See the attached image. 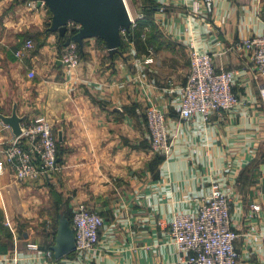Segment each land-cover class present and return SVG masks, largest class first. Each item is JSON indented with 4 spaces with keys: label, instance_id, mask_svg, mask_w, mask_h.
I'll use <instances>...</instances> for the list:
<instances>
[{
    "label": "crops",
    "instance_id": "crops-1",
    "mask_svg": "<svg viewBox=\"0 0 264 264\" xmlns=\"http://www.w3.org/2000/svg\"><path fill=\"white\" fill-rule=\"evenodd\" d=\"M140 12L142 39H123L114 58L103 39H85L71 68L60 59L61 35L48 32L49 9L0 0V113L17 103L23 125L45 116L59 145L49 175L0 174V264H176L170 223L196 213L214 183L230 198L241 259L264 264V75L239 45L264 33V0H212L211 11L203 0H136L132 13ZM29 38L35 48L18 56ZM192 43L235 72V108L181 116V93L167 87L188 81ZM151 103L166 114L170 155L151 146ZM14 137L0 119V159ZM80 203L103 217L100 241L56 257L59 217Z\"/></svg>",
    "mask_w": 264,
    "mask_h": 264
},
{
    "label": "built area",
    "instance_id": "built-area-1",
    "mask_svg": "<svg viewBox=\"0 0 264 264\" xmlns=\"http://www.w3.org/2000/svg\"><path fill=\"white\" fill-rule=\"evenodd\" d=\"M209 11L212 0H203ZM36 5V1L31 0ZM195 11L201 2L195 1ZM130 11V9H129ZM132 27L143 13L134 16L130 11ZM81 27L76 21L68 23V35H73ZM123 38L129 39L128 32H122ZM190 51V71L188 81L177 87L169 81L167 89L181 93V116L191 118L201 114L205 119L217 112L231 110L240 103L239 95L234 91L236 74L231 70L220 68L209 52H202L192 43ZM239 45L251 52L256 68L264 75V33L259 36L241 40ZM34 39L29 38L17 51L22 56L28 49L35 48ZM60 59L68 67L75 68L81 63L80 46L72 41L60 53ZM146 61H153L148 57ZM30 76L35 71L29 72ZM260 95L264 103V82L260 83ZM146 122L149 129L152 148L165 155L173 150V137L167 127L166 114L156 104L146 108ZM23 125V124H22ZM24 131L15 136L5 147L4 158L0 159V174L11 167L19 180L35 179L49 175L57 168L58 141L51 122L45 116H38L23 125ZM230 198L219 183H214L207 199L199 206L196 213H177L169 227L170 235L178 249L176 264H249L241 259L235 244L239 236L231 216ZM253 211L261 209L260 204H253ZM75 233V250L84 252L94 249L100 241L103 217L86 203H80L72 215Z\"/></svg>",
    "mask_w": 264,
    "mask_h": 264
},
{
    "label": "water",
    "instance_id": "water-1",
    "mask_svg": "<svg viewBox=\"0 0 264 264\" xmlns=\"http://www.w3.org/2000/svg\"><path fill=\"white\" fill-rule=\"evenodd\" d=\"M38 5H46L51 12L48 30L67 35L68 23L76 21L81 24L80 29L66 37L65 45L72 41L84 46L85 39L98 37L106 43L110 57L123 54L122 44L124 30L130 31L132 18L126 0H34ZM15 103L11 115L0 113V119L13 129L15 136L23 133L24 117L18 113ZM75 233L71 220L61 214L56 235V242L52 246L56 257H61L75 250Z\"/></svg>",
    "mask_w": 264,
    "mask_h": 264
},
{
    "label": "trees",
    "instance_id": "trees-1",
    "mask_svg": "<svg viewBox=\"0 0 264 264\" xmlns=\"http://www.w3.org/2000/svg\"><path fill=\"white\" fill-rule=\"evenodd\" d=\"M49 12H50V10H49ZM146 21H147L146 17L145 18L143 17V18L137 19L136 26H134V27L131 26V30L127 31L130 40L134 39L133 37H135L136 39H142V37L140 36L141 33H142V30H141L142 28H140V27H142L145 24ZM48 32H51V31L48 30ZM68 36H71V35L67 34L66 36H61V46H65L66 37H68ZM144 37H145V35H144ZM123 39H125V38H123ZM122 46H123V44H122ZM58 151H59V145H58ZM58 156H59V153H58Z\"/></svg>",
    "mask_w": 264,
    "mask_h": 264
},
{
    "label": "rangeland",
    "instance_id": "rangeland-1",
    "mask_svg": "<svg viewBox=\"0 0 264 264\" xmlns=\"http://www.w3.org/2000/svg\"><path fill=\"white\" fill-rule=\"evenodd\" d=\"M28 1H31V0H28ZM126 1H127V5L129 7L130 11L132 10V12H134V3L136 2V0H126ZM43 6L47 8L46 5L43 4ZM50 15H51V13H50ZM69 219L72 220V216H70Z\"/></svg>",
    "mask_w": 264,
    "mask_h": 264
}]
</instances>
